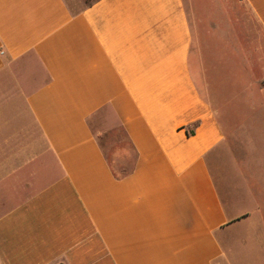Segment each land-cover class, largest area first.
Segmentation results:
<instances>
[{
  "label": "crops",
  "instance_id": "1",
  "mask_svg": "<svg viewBox=\"0 0 264 264\" xmlns=\"http://www.w3.org/2000/svg\"><path fill=\"white\" fill-rule=\"evenodd\" d=\"M0 264H264V0H0Z\"/></svg>",
  "mask_w": 264,
  "mask_h": 264
},
{
  "label": "rangeland",
  "instance_id": "2",
  "mask_svg": "<svg viewBox=\"0 0 264 264\" xmlns=\"http://www.w3.org/2000/svg\"><path fill=\"white\" fill-rule=\"evenodd\" d=\"M234 49H229V47H225L222 44H216L213 48L214 56L215 58H223L224 61H216V64H211L208 63L206 66V69L209 70L208 75L212 77L213 75V85H214V90L212 92L207 90L205 91V95L207 96L208 101L211 102V105L213 108L216 110L219 119L224 127L225 133H226V147L224 148V152L227 155L228 159L226 158V161L224 160L222 164L220 165L221 169L225 170L226 168H229L230 165L233 163L232 156H235V154H240L242 156V153L244 154L245 151L243 152V149L241 146H237L234 143V136L231 133L232 131V126L234 124L233 121H235V124H237V121H240L242 118V107L243 103L241 102V98H235L234 96L230 95L232 92L236 91L238 87H236L235 83V77L236 81L238 80V76H242L243 79L246 81L248 80V75L252 76L250 73H253L252 71H249L248 73L245 72L243 65H242V59L240 58V50H238V47H234ZM237 49V50H236ZM231 52V55H230ZM238 52V53H235ZM204 54L206 58L210 57V49L209 47H206L204 49ZM227 54V55H226ZM228 58H231V61H227ZM226 59V60H225ZM256 62L258 59H254ZM222 65H221V64ZM255 72L257 70H254ZM242 82L244 80H241ZM217 87H216V86ZM232 97V98H231ZM231 119L230 121L228 119ZM233 118V119H232ZM118 135L123 138L122 132L118 131ZM102 145L112 163L113 166L118 167L117 165V156L116 152H114L111 149V146L105 142L102 141ZM255 148H257L255 146ZM255 148L253 147L254 151ZM248 153V150H246ZM246 153V154H247ZM229 154V155H228ZM232 154V155H231ZM231 156V158H230ZM241 168V167H240ZM226 176V175H225ZM216 178L218 179V182L221 181V177L218 178L216 175Z\"/></svg>",
  "mask_w": 264,
  "mask_h": 264
}]
</instances>
